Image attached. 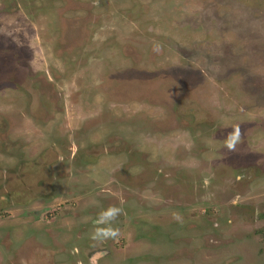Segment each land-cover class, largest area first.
Wrapping results in <instances>:
<instances>
[{"label":"rangeland","instance_id":"374dc122","mask_svg":"<svg viewBox=\"0 0 264 264\" xmlns=\"http://www.w3.org/2000/svg\"><path fill=\"white\" fill-rule=\"evenodd\" d=\"M0 264H264V0H0Z\"/></svg>","mask_w":264,"mask_h":264}]
</instances>
